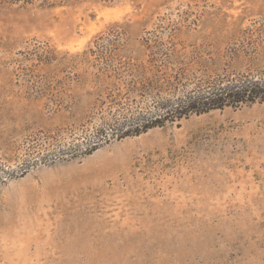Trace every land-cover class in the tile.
<instances>
[{
  "label": "rangeland",
  "instance_id": "1",
  "mask_svg": "<svg viewBox=\"0 0 264 264\" xmlns=\"http://www.w3.org/2000/svg\"><path fill=\"white\" fill-rule=\"evenodd\" d=\"M155 41L190 89L264 79V0H0V264H264V103L14 173L86 144L103 70Z\"/></svg>",
  "mask_w": 264,
  "mask_h": 264
},
{
  "label": "trees",
  "instance_id": "2",
  "mask_svg": "<svg viewBox=\"0 0 264 264\" xmlns=\"http://www.w3.org/2000/svg\"><path fill=\"white\" fill-rule=\"evenodd\" d=\"M147 46L150 51V54L146 55L147 59H132L124 63L107 65V69L103 70L102 75H108L111 83L100 77L104 83L99 84L97 90L90 93V99L86 102L93 106L99 97L107 96L108 100L112 99L110 101L112 104L109 105L108 102L107 108L102 109L103 123L96 131H88L92 134H87L86 144H73L57 151L49 150L38 160L26 161L14 173L22 172L24 176L38 165H49L57 160H75L91 155L100 148V142L110 136L123 140L164 128L168 123L175 124L188 120L194 115L201 116L237 105L264 103V79L246 78L218 85L205 82L208 84L201 83L197 88L190 89L195 79H191L185 70L176 72L184 68V63H178L173 58L175 49L156 41L154 44L148 43ZM124 73L128 77L142 79L133 84L136 91L121 88L123 86L119 82L123 81L120 79ZM132 92H137L139 99L150 102L153 109L145 110L143 107H134V104H125L127 100L133 103L132 97H129Z\"/></svg>",
  "mask_w": 264,
  "mask_h": 264
}]
</instances>
